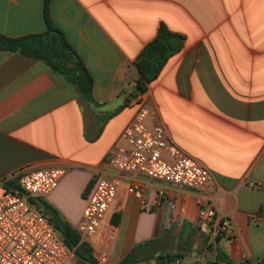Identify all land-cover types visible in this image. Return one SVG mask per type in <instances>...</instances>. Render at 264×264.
Here are the masks:
<instances>
[{"label": "crops", "instance_id": "obj_1", "mask_svg": "<svg viewBox=\"0 0 264 264\" xmlns=\"http://www.w3.org/2000/svg\"><path fill=\"white\" fill-rule=\"evenodd\" d=\"M43 3L0 0V35L43 33ZM48 13L92 77V100L43 62L0 51V196L1 181L63 169L41 199L75 229L95 181H113L116 200L94 238L110 234L107 262L159 241L175 246L163 254L173 262L188 256L203 264H264V0H49ZM160 23L184 35V45L141 97L171 141L208 169L199 190L107 164L136 111L133 100L125 104L139 76L133 63ZM131 185L141 199L125 194ZM160 190L166 197L155 204ZM200 201L216 209L225 231L214 237L199 220Z\"/></svg>", "mask_w": 264, "mask_h": 264}, {"label": "built area", "instance_id": "obj_2", "mask_svg": "<svg viewBox=\"0 0 264 264\" xmlns=\"http://www.w3.org/2000/svg\"><path fill=\"white\" fill-rule=\"evenodd\" d=\"M138 96L133 100L136 111L121 131L111 148L108 166L117 171L141 174L155 181L192 190L203 189L210 180L208 169L188 156L169 138L166 127L149 100ZM60 168L38 169L19 176L18 191L3 190L0 196V264H75L74 251L63 243L49 218L34 204L45 198L58 185L64 175ZM119 184L98 179L87 198L86 206L75 230L80 242L89 244L96 259L105 264L111 254L109 239L96 240L109 207L115 202ZM126 195L141 199L140 189L127 186ZM166 197L160 190L155 199L158 204ZM198 218L217 232L227 229L216 209L200 201ZM169 264H203L202 261Z\"/></svg>", "mask_w": 264, "mask_h": 264}, {"label": "trees", "instance_id": "obj_3", "mask_svg": "<svg viewBox=\"0 0 264 264\" xmlns=\"http://www.w3.org/2000/svg\"><path fill=\"white\" fill-rule=\"evenodd\" d=\"M48 5L49 0H44L43 18L46 30L43 33L22 37L0 35V51L18 52L43 62L52 71L62 75L70 85L77 88L82 99L90 102L92 100V77L63 34L52 24ZM184 40V35L170 31L163 23L159 24L155 37L141 49L133 63L139 76L128 93L125 104L130 99L134 100L146 92L148 85L156 80L167 60L182 49ZM1 185L3 190L18 191L14 180L1 181ZM35 200L42 206L43 213L52 222L64 245L74 251L78 264H96L92 248L89 244L80 242L76 230L60 217L58 211L41 198ZM118 220L119 215L115 213L111 218V223L117 225ZM130 257L129 254L116 264H134L130 261ZM166 258L165 262H173V257ZM242 264H249V262L245 261Z\"/></svg>", "mask_w": 264, "mask_h": 264}, {"label": "rangeland", "instance_id": "obj_4", "mask_svg": "<svg viewBox=\"0 0 264 264\" xmlns=\"http://www.w3.org/2000/svg\"><path fill=\"white\" fill-rule=\"evenodd\" d=\"M167 247L173 248V249L175 248L174 245H169V244L160 245L159 241H155V242L152 241L151 243H148V242L139 243L131 251L130 261L134 262V264H169L168 262H165L166 258L163 257L164 256L163 254L166 251ZM114 255H116V251L113 250L112 256L114 257ZM182 261L185 263L193 262L188 256H184ZM115 263L117 262H115L113 259L112 261L110 260L109 262L105 264H115Z\"/></svg>", "mask_w": 264, "mask_h": 264}, {"label": "water", "instance_id": "obj_5", "mask_svg": "<svg viewBox=\"0 0 264 264\" xmlns=\"http://www.w3.org/2000/svg\"><path fill=\"white\" fill-rule=\"evenodd\" d=\"M177 259L180 261L181 258L180 257H177V258H174V261H177Z\"/></svg>", "mask_w": 264, "mask_h": 264}]
</instances>
